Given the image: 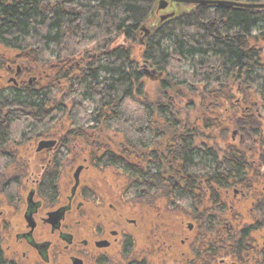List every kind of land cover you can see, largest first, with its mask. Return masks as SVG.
Wrapping results in <instances>:
<instances>
[{
	"label": "trees",
	"instance_id": "16d2710c",
	"mask_svg": "<svg viewBox=\"0 0 264 264\" xmlns=\"http://www.w3.org/2000/svg\"><path fill=\"white\" fill-rule=\"evenodd\" d=\"M160 1L0 0V76L11 64L31 80L20 81L22 91L0 96V148L25 129L33 139L64 120L76 138L102 129L123 142L102 165L129 176L124 197L133 200L137 150L171 144L172 165L187 183L184 191L167 189L163 196L170 194L172 209L187 207L197 223L198 252L186 264H214L215 237L234 234L220 230L226 212L216 209L214 187L236 186L252 169L249 154L229 138L249 113L251 130H258L252 158L264 168V129L254 113L264 111V34H253L264 29V9L168 3L161 11ZM171 9L176 16L161 21ZM144 68L163 74L153 94ZM194 107L198 114H191ZM119 153L123 160L114 157Z\"/></svg>",
	"mask_w": 264,
	"mask_h": 264
},
{
	"label": "flooded vegetation",
	"instance_id": "af4514ba",
	"mask_svg": "<svg viewBox=\"0 0 264 264\" xmlns=\"http://www.w3.org/2000/svg\"><path fill=\"white\" fill-rule=\"evenodd\" d=\"M142 73H149L155 84L163 79V74L152 68H144ZM4 77L0 80L6 82L5 89L11 90L0 89L1 97L22 91L19 87L23 78L29 83L21 69L17 71L11 64L5 65ZM195 112L199 113L198 107L193 108ZM254 113L264 129L261 110L255 109ZM245 117L247 121L241 120L230 129L229 138L249 154L252 169L242 173L244 179L236 186L214 187L219 199L216 209L226 212L220 230L234 232L215 237L214 264H264V168L252 158L258 146L254 132L258 130L250 128L252 115ZM68 127L52 125L48 135L41 133L33 138L36 144L30 138V129H25L0 148V162L4 163L0 166V250L4 264H172L171 244L165 247L169 250L164 253L165 260L157 261L155 252L142 256L134 252V232H138L142 215L130 218V210L124 207L133 203L132 213L139 210L136 206L143 210L172 209V198L170 194L163 196L164 191L182 192L187 183L178 165H172V145L154 143L147 150H137L133 165V191L137 197L128 200L124 192L130 184L129 176L113 166L102 165L106 153L123 150V142L110 139L102 129L99 133L89 131L87 139L76 138ZM40 141H53L54 145L37 151ZM77 149L79 155L75 156ZM78 157L79 164L69 175L67 163ZM114 157L124 159L120 153ZM79 167L81 171L75 177ZM106 170L125 179V188L116 200L102 196L90 180H83L84 172L101 174ZM85 223L91 225L87 231ZM223 250L229 253L226 257Z\"/></svg>",
	"mask_w": 264,
	"mask_h": 264
},
{
	"label": "rangeland",
	"instance_id": "374dc122",
	"mask_svg": "<svg viewBox=\"0 0 264 264\" xmlns=\"http://www.w3.org/2000/svg\"><path fill=\"white\" fill-rule=\"evenodd\" d=\"M186 6V5H185ZM259 33L264 34L263 30H254L253 34L257 35ZM181 70V69H180ZM182 70H187V67L182 68ZM149 72V71H148ZM146 77V87L153 94V90L157 86L153 80H151V76L149 73L147 76L142 73ZM2 78H5L2 76ZM27 78V77H26ZM154 78L155 75H154ZM163 78V76H162ZM28 81L29 78H27ZM7 86L6 82L2 79L0 80V89H5ZM7 91L11 90L9 88L5 89ZM192 101L189 102V104ZM193 103V102H192ZM91 110V108H89ZM264 118V111H262ZM193 114V113H191ZM65 122V123H64ZM60 127L68 126L69 124L66 121L59 122ZM87 127L91 126L90 123L86 125ZM109 138H113L111 134L108 133ZM40 139V138H39ZM33 144L37 142V139L32 140ZM20 149V148H19ZM23 149H20V152ZM79 150L77 149L76 155L78 156ZM81 157L75 159L74 162L67 163L66 170H68L69 175L75 170L76 166L79 164ZM83 180H90L95 190L98 191L104 197H110V199L116 200L117 195L119 196L122 192V188H125V179L116 176L111 170H106L101 174H91V172H84ZM84 182V181H83ZM133 203L126 204L125 209H129L132 216H137V214L141 216V224L138 227L137 234L134 232V252L142 255H149L150 253H154L156 256V260H165V251L168 250L165 247L171 244L170 252L172 264H182L186 261H191L196 258L198 252V244L196 243L197 238V223L193 221L191 212L187 207H180L177 209L165 210L161 209H145L140 206L137 207L138 211L131 212L133 207ZM198 212H201V208H197ZM136 214V215H135ZM192 226L191 230L188 229L189 226ZM91 225L89 223H85V231L90 228ZM87 229V230H86ZM201 236V235H200ZM5 242V240H4ZM166 243V245L163 244ZM198 242V241H197ZM169 251V250H168ZM167 251V252H168Z\"/></svg>",
	"mask_w": 264,
	"mask_h": 264
},
{
	"label": "water",
	"instance_id": "95a60500",
	"mask_svg": "<svg viewBox=\"0 0 264 264\" xmlns=\"http://www.w3.org/2000/svg\"><path fill=\"white\" fill-rule=\"evenodd\" d=\"M168 3L171 5H180L181 7L184 5H203L207 7H223L224 9H248V10H255V9H264V4H246L241 2H233V1H221V0H161L159 3V9L165 10L168 6ZM176 10L171 9L167 11H163V15L161 16L160 20H167L176 16ZM142 31L145 32V35L148 34V30L143 28ZM17 71H19V67H17ZM31 80L29 81V83ZM54 145L53 141H40L38 143L37 151L42 149L51 147ZM81 171V167L76 169L75 177L78 176L79 172Z\"/></svg>",
	"mask_w": 264,
	"mask_h": 264
}]
</instances>
